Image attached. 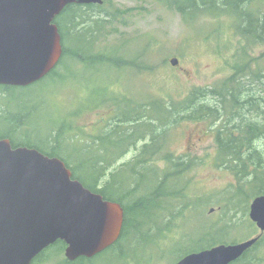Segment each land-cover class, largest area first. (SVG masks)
Here are the masks:
<instances>
[{
  "label": "rangeland",
  "instance_id": "1",
  "mask_svg": "<svg viewBox=\"0 0 264 264\" xmlns=\"http://www.w3.org/2000/svg\"><path fill=\"white\" fill-rule=\"evenodd\" d=\"M103 1L109 9L120 10V19L106 23L94 44L68 42V48L76 46L88 56L104 55L127 62L144 53L142 62L153 70L140 72L130 64L116 68L105 63L91 65L70 59L55 70L54 78L33 88L0 93V128L3 127L2 116L28 114V125L13 133V137H28L29 142L47 150L59 139L60 154L69 165L73 168L82 165L85 170L91 159L89 150L103 153L104 146L112 147L107 142L103 146L95 141L114 130V118L121 110L129 115V111L140 109L146 116L150 108L161 116V109L156 108L159 103L168 105L170 101H182L200 88L234 92L243 83V77L248 81L247 74L252 76L249 80L255 82V92L264 91L253 76L264 69V43L245 40L238 32L234 12L223 9L216 14L207 12L195 20H185L174 4L178 0ZM172 3L175 6H171ZM244 9L257 18L263 17L264 0L254 1ZM244 56L247 62L251 60L250 68L246 69L247 74L237 77L236 68L242 64ZM172 59L178 60L176 66L171 64ZM220 99L209 95L204 101L213 107L222 105L224 109L228 101L233 102L228 96L223 98L225 104ZM212 122L211 116L206 121L185 120L169 126L162 140L155 143L160 148L157 155L151 156L152 162L145 165L136 162L145 146L152 144L150 135L138 139L134 146L125 145L118 155L119 147L113 148L111 156L117 160L101 185L112 173L124 168L127 172L119 175L117 184L123 192L135 190L139 184L138 196L145 195L169 175L167 184L173 181L167 191L183 194L168 197L163 210L151 209L147 217H137L140 232L132 233L121 242L115 254H105L94 264H177L195 247L196 239L211 230V225L218 229L230 228L228 234L220 235L223 240L230 239L226 241L229 245L261 234L250 219V207L257 196L245 186L246 180L240 181L230 170L217 165L219 123L213 125ZM135 125L126 122L120 130L129 134ZM4 132L0 129L1 135ZM255 145L264 152L263 140ZM167 157L175 162L181 158L187 163L189 169L183 177L174 180L177 169ZM240 190L244 194L236 199L238 205L224 213L226 200L235 197ZM125 200L131 201L128 197ZM65 258L64 253L61 261L49 259L39 264H63ZM247 260L264 264V236Z\"/></svg>",
  "mask_w": 264,
  "mask_h": 264
},
{
  "label": "trees",
  "instance_id": "2",
  "mask_svg": "<svg viewBox=\"0 0 264 264\" xmlns=\"http://www.w3.org/2000/svg\"><path fill=\"white\" fill-rule=\"evenodd\" d=\"M255 0H178L175 1L176 9L182 14L185 20H195V18L205 14L207 12H212L216 14L219 10L227 9L235 13L237 18V29L238 32L245 38L247 42H263L264 43V16L255 17L253 14L247 12L243 7L253 3ZM173 3L171 4V6ZM173 5V6H175ZM120 10L109 9L107 2L104 1L103 5H71L68 6L62 14L57 17L55 23L57 24L63 45V56L58 64V69L66 61L72 59L77 60L81 63L95 65L96 63L109 64L111 67L121 68L123 65L130 64L137 68L140 72L142 71H152L153 68L150 65H146L143 61V54L138 55L137 59L131 62H127L124 59H108L104 55L98 56H88L85 54L82 48H77L76 46L68 48V42L82 41L86 44H94L97 39H99L104 26L109 21L120 19ZM85 35V38L82 36ZM85 44V45H86ZM247 49L243 52L246 53ZM140 61V63H138ZM251 60L247 62V58L242 59V64L236 68L237 77L242 74H247L246 69L249 70V64ZM54 69L45 79L40 82L25 88H1L0 93L7 94L11 89H28L37 86L38 84L46 81V79L54 78L57 72ZM264 69H260L253 74L257 77V82L260 86L264 87ZM243 75V76H244ZM248 75L250 77H248ZM251 75L247 74L248 81L243 77V83L239 84L236 91L231 92H220L217 89H195L188 97L184 100L175 102L170 101L167 104L159 103L156 108L161 109V116L153 113L154 110L148 108L146 116L142 110L129 111V115L125 110H121L119 115L114 118L115 128L106 135L101 136L95 143H104L112 145L113 143L117 145H131L134 146L138 139H143L144 135H150L152 138V144L145 146L143 150V155L139 160H137V165H145L150 162L151 156L157 155L159 146L158 143L162 140V137L166 135V129L169 126H175L180 124L182 121H206L212 116V124L219 123V127L216 131V143L218 146V159L217 165L221 168L230 170L240 181H245L247 187L253 191V194L257 197L264 196V152L259 149L255 142L263 140L264 142V91L256 93L254 89L255 82L251 79ZM227 94V95H226ZM219 96L221 97L220 102H224L226 96L231 97L233 102L229 103L224 109L223 106L213 107L204 101L207 96ZM140 108V106H139ZM229 109V110H228ZM225 110V114H223ZM252 113V114H251ZM252 117H248V115ZM27 115L20 114L15 116L13 119V132L11 130V122L8 120V125L1 127L5 132L0 134V140L8 139L11 141L13 148H29L36 149L42 154L50 158H59L67 167L73 172V178L80 181L87 189L94 193L101 194L105 200L117 202L121 204L125 211V223L121 238L119 241L98 255L94 259L80 258L76 262H70L66 258L61 263L63 264H94L96 260L105 254H115L119 249L121 242L126 241L132 233H138L140 230L136 220L137 217H147L150 215L149 211L151 209L163 210L166 207V200L168 197H174L175 195H182L183 192L167 191L171 188L170 184H167V178L171 176H166V180L163 181L160 186L155 190L138 196L137 192L139 189V184L134 189L128 192L121 191L118 188V180L122 172H127L124 168L118 170V172L112 173L110 179L106 181L103 185V180L107 177L108 170L112 167L113 163L117 160L111 156L112 149L104 146V152L98 153L97 151L88 152L91 153V159L88 161V167L84 169L82 165H77L73 168L69 165V162L60 154V143L59 139L54 140L55 144L50 148V150L45 149L42 146L33 144L28 141V137L20 136L18 138L13 137V133H18L26 125ZM12 117V116H11ZM144 119L147 121L143 122ZM136 123L137 125L130 128V133L122 132L121 125L123 123ZM114 135V136H113ZM61 142V141H60ZM260 146H263L261 144ZM160 150V148H159ZM122 152V151H121ZM121 152H117V155ZM116 155V156H117ZM112 157V158H111ZM169 163L174 165L177 169V176L175 179H180L187 172L189 166L187 163L183 162L180 158L177 162L167 157ZM84 172V173H83ZM118 177V178H117ZM138 187V188H137ZM162 192V193H161ZM243 191L240 190L236 196L228 198L226 200V205L223 207L224 213H229L234 210L238 205L237 198L243 195ZM131 199L130 202H126V198ZM150 226H157L156 224H150ZM230 228L223 227L218 229L215 225H211V230L205 235L208 237H201L196 239L195 247L189 252L197 251L202 247L215 246L217 244L229 245V240H223L220 236L221 234H228ZM140 232V231H139ZM221 237V238H220ZM261 241L256 245L258 246ZM232 244H238L233 242ZM255 246V247H256ZM254 247V248H255ZM67 245L64 242H57L55 245L46 249L42 254H40L32 264H39L40 262L47 261L49 259H59L61 261L62 256L65 253ZM253 248V249H254ZM249 250L246 253L245 258L240 261L241 264H253L251 261L247 260V256L253 251Z\"/></svg>",
  "mask_w": 264,
  "mask_h": 264
},
{
  "label": "water",
  "instance_id": "3",
  "mask_svg": "<svg viewBox=\"0 0 264 264\" xmlns=\"http://www.w3.org/2000/svg\"><path fill=\"white\" fill-rule=\"evenodd\" d=\"M103 3L0 0V86L25 88L45 79L63 56L57 17L71 5ZM250 219L259 236L191 254L177 264L236 262L264 234V196L252 202ZM124 223L121 204L87 189L61 159L0 140V264H32L59 241L67 245L68 261L93 259L119 241Z\"/></svg>",
  "mask_w": 264,
  "mask_h": 264
},
{
  "label": "flooded vegetation",
  "instance_id": "4",
  "mask_svg": "<svg viewBox=\"0 0 264 264\" xmlns=\"http://www.w3.org/2000/svg\"><path fill=\"white\" fill-rule=\"evenodd\" d=\"M255 1H260V0H255ZM57 67H58V65H57ZM57 67H56V68H57ZM56 68H55V69H56ZM0 87H1V88H5V89H9V88H20V87H13V86H0ZM1 119H2V121H3V126L8 125L7 129L9 128V125H10V124L8 123V122H9L8 120L12 121V122H11V125H12V126L10 125V126H11V130H9V131L13 132V127H14V125H13V119H14V115H12V117H11V116H2ZM113 136H114V135H113ZM124 146H125L124 144H123V145H117V144L113 143L111 149H112V151H113V148H114V147H119V152H121V149H122V147H124ZM111 154H112V152H111ZM111 154H110V155H111ZM208 236H209V235H204L203 237H208ZM263 236H264V234L262 235V237H263ZM262 237H261V239H262ZM261 239H260V241H261ZM260 241H259V242H260ZM259 242H258V243H259ZM258 243H257V244H258ZM257 244H256V245H257ZM219 245H222V244H217V245L212 246V247H211V246H207V247H205V248L202 247L201 249H199V250H197V251L194 250L193 252H189L186 256H184L182 259H180L179 262H180L181 260H183L184 258H186L187 256L191 255V254H194V253H200V252H203V251H206V250H211V249H213L214 247H217V246H219ZM256 245H255V246H256ZM255 246H254V247H255ZM254 247H253V248H254ZM253 248H252V249H253ZM250 250H251V249H250ZM247 252H248V251H247ZM247 252H246V253H247ZM246 253H245L241 258H239L236 262H234V263H232V264H241L240 261H242V260L245 258ZM95 258H96V257H95ZM93 259H94V258H93ZM78 260H79V259H78ZM75 262H76V261H75Z\"/></svg>",
  "mask_w": 264,
  "mask_h": 264
}]
</instances>
